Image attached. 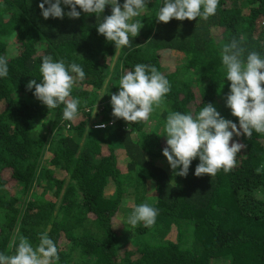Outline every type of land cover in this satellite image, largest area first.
Returning a JSON list of instances; mask_svg holds the SVG:
<instances>
[{"label":"trees","instance_id":"16d2710c","mask_svg":"<svg viewBox=\"0 0 264 264\" xmlns=\"http://www.w3.org/2000/svg\"><path fill=\"white\" fill-rule=\"evenodd\" d=\"M41 2L0 0V57H7L8 67L0 77V170L7 168L16 185L10 194L0 176V253L14 254L8 247L13 237L17 245L24 236L36 246L47 232L58 248L57 264H264V134L233 137L246 148L230 172L197 177V157L181 177L162 154L164 131L154 129L164 130L171 112L195 115L209 103L237 123L226 107L230 84L220 49L235 38L264 57V0H219L207 20L167 24L157 21L164 0H147L146 11L130 21H141L139 34L130 35L131 47L117 51L97 32L110 5L99 17L81 11L77 19L46 20ZM9 41L19 50L7 54ZM45 55L66 66L75 62L85 72L71 93L81 100L74 121L62 120L64 105L48 110L34 97L35 88L26 87L31 79L41 81ZM139 63L155 66L171 90L148 121L129 124L112 116L110 98L121 76ZM193 89L200 100L191 110L186 102ZM93 101L99 113L86 128ZM150 120L154 128L147 126ZM52 167L63 170L61 177ZM145 202L158 209L155 224L131 228L127 216ZM162 222L176 225V241L158 237ZM126 236L132 249H122Z\"/></svg>","mask_w":264,"mask_h":264},{"label":"clouds","instance_id":"9594fccd","mask_svg":"<svg viewBox=\"0 0 264 264\" xmlns=\"http://www.w3.org/2000/svg\"><path fill=\"white\" fill-rule=\"evenodd\" d=\"M61 3L70 11L65 13ZM109 5L111 14L103 17L98 24V34L114 42L115 49L131 47L129 37L139 34L142 23L130 21L146 11L147 0H124L122 5L118 0H42L38 7L47 20L50 17L62 19L65 15L77 19L81 11L99 17ZM218 5L219 0H164L157 21L167 24L172 19L192 21L199 17L207 20L216 14ZM220 56L230 82L226 107L238 124L221 117L210 103L195 115L171 112L164 125L165 135L162 136L166 137V147L162 154L175 175L186 177L192 161L197 157L199 164L195 168V176H215L221 169L228 173L236 167L237 154L246 148L244 143L234 141L233 137L250 139L253 131L264 134V57L255 50L247 51L243 41L235 38L221 45ZM39 72L41 81L29 80L27 89L34 87V97L48 110L64 105L62 120L74 121L81 100L72 98L71 93L73 87L85 79L83 68L75 62L66 66L63 59L54 61L51 55H45ZM7 75V57H0V77ZM170 90V82L155 66L136 64L134 70L121 76L118 93L111 95L112 116L129 124L146 122L150 114L162 106ZM95 112L96 107L93 117ZM95 127L102 129L106 125ZM177 168L178 172L175 171ZM157 215L158 209L147 202L141 203L127 216V223L131 228L141 223L146 228L152 227ZM8 247H14V254L0 253V264H57L59 261L58 248L47 232L40 234L36 246L26 237L19 236L18 245L16 237H13Z\"/></svg>","mask_w":264,"mask_h":264},{"label":"rangeland","instance_id":"374dc122","mask_svg":"<svg viewBox=\"0 0 264 264\" xmlns=\"http://www.w3.org/2000/svg\"><path fill=\"white\" fill-rule=\"evenodd\" d=\"M214 38L215 39H219V36L218 35H214ZM16 50H19V47L17 45H15V43H11V41H9V44L7 46V54L15 53ZM115 54H116V52L114 53V55ZM113 59L114 58L112 57L109 60V63L110 64L112 63V60ZM229 84H230V82H229ZM103 89H104V87H102V86L99 88V92H98L99 94L96 95L95 100L100 98V95H102ZM193 96L194 97L191 100H188L186 102L188 108L191 109V110L193 109L194 105L197 104L199 102V100H200L199 99V96H198L197 90H194L193 91ZM95 107H96V112H95V116H96L99 113V109L97 107V102L93 101V104L90 107L91 113L87 117L88 120L86 122V126H85L86 128L87 127L94 126L93 124H94V122H96V121H92V120H94V117H95V116L93 117V115H92V113L95 111ZM152 123H153V121L150 120L148 122L147 126H149L151 128H154L153 126H151ZM237 124H238V121H237ZM65 127H66V125L63 126V129ZM154 129H155V132H157L158 134H161L164 131L163 129H160L157 126H155ZM162 135H164V133H162ZM162 135L159 137V140L162 141V142H164V140L166 141V137L165 136H162ZM52 168H55V167H52ZM164 170L167 171L168 169L167 168H164ZM62 172H63V170H59V169H56V168L53 169V174H54L55 177H61ZM0 176L4 180V187L9 191L10 194L13 193L15 195L16 185L14 184V181L10 179V171L7 168H3V169L0 170ZM147 187H148L149 194H150V192L152 191V188H153L152 182L147 183ZM35 190H36V193H39L40 188H36ZM150 195H153V193H151ZM59 196H60V193H58V195H57V200L59 199ZM15 205H19V202H15ZM160 224L162 225V227L159 229L158 237H161L165 241L166 240L172 241V242L176 241V225H174L172 223H169V222H162ZM111 226L114 229V226L113 225H111ZM123 226H124V228H126L127 227V224H124ZM117 228H120V227L117 226ZM182 229H183V227H182ZM126 230H129V229H126ZM162 230L164 231V233H163ZM130 232L131 231L129 230V233ZM61 237L62 236H59L58 238H61ZM125 239H128V241L126 242V244L124 245V247H122V249L123 250L132 249V247H133L134 244H133V241H132L131 237L126 236ZM121 253H122V250H119L117 252V256L114 257L115 260H118L119 259V257L121 256ZM213 264H221V263L219 261H214Z\"/></svg>","mask_w":264,"mask_h":264}]
</instances>
